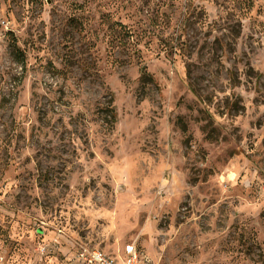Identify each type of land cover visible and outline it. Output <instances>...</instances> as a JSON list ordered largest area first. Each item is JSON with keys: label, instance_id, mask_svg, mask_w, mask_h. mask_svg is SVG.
<instances>
[{"label": "rangeland", "instance_id": "374dc122", "mask_svg": "<svg viewBox=\"0 0 264 264\" xmlns=\"http://www.w3.org/2000/svg\"><path fill=\"white\" fill-rule=\"evenodd\" d=\"M128 242L264 264V0H0V264Z\"/></svg>", "mask_w": 264, "mask_h": 264}, {"label": "built area", "instance_id": "2783aa9c", "mask_svg": "<svg viewBox=\"0 0 264 264\" xmlns=\"http://www.w3.org/2000/svg\"><path fill=\"white\" fill-rule=\"evenodd\" d=\"M48 244L39 245V252L44 254ZM68 264H145L134 243H126L117 255H110L87 244L74 247L67 256Z\"/></svg>", "mask_w": 264, "mask_h": 264}, {"label": "trees", "instance_id": "16d2710c", "mask_svg": "<svg viewBox=\"0 0 264 264\" xmlns=\"http://www.w3.org/2000/svg\"><path fill=\"white\" fill-rule=\"evenodd\" d=\"M12 52H13V54H14L16 60H17L18 62H21V63H22V59H21V57H20L21 54H20L19 50L16 48L15 45H12ZM140 78H141L142 81H145V80H147L148 78H150L149 74H148L147 71H146L145 66H141V68H140ZM110 118H111V121H115L116 113H115V111H114L113 109L111 110Z\"/></svg>", "mask_w": 264, "mask_h": 264}]
</instances>
